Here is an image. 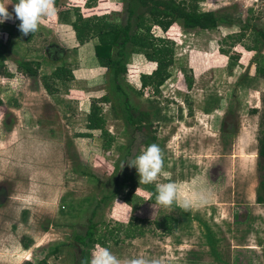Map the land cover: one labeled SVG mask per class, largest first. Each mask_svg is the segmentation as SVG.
<instances>
[{
	"label": "rangeland",
	"instance_id": "374dc122",
	"mask_svg": "<svg viewBox=\"0 0 264 264\" xmlns=\"http://www.w3.org/2000/svg\"><path fill=\"white\" fill-rule=\"evenodd\" d=\"M69 2L84 6L86 0H60L31 39L18 27L13 0L8 6L13 18L0 23L9 57L0 64V264L42 258L49 264H76L84 246L75 235L85 229L98 200L110 196L114 176L134 168L117 166L119 146L131 145L129 159L146 149L141 134L116 117L110 102L99 105L111 146L105 148L101 130L87 127L92 102L107 92V69L96 56L97 39L80 44L72 24L63 22V15L76 19L75 7L67 16ZM128 2L102 0L95 11L126 17ZM200 5L217 11L219 25L203 30L176 23L168 30L175 60L160 94L138 93L139 74L156 67L142 53L130 55L132 70L124 83L133 105L160 110L163 116L153 122L166 173L158 182H174L180 200L189 197L194 206L185 211L176 203L164 208L142 201L137 216L146 219L145 232L110 242V251L121 260L143 256L161 264H264V204L256 202L258 136L264 127V77L256 71V58L264 54V43L253 49V27L264 29V0H204ZM52 44L63 51L48 52ZM17 60L39 61L38 77L18 71ZM63 66L73 70L74 78L58 81L50 93L43 78ZM6 70L14 75L6 76ZM211 98H217L213 107ZM84 169L99 180L82 174ZM137 192L145 200L149 194L140 187ZM201 194L207 203L200 204ZM167 214L180 220L172 234L154 225ZM131 216L124 200L108 198L94 220L125 227ZM28 240L31 246L25 248Z\"/></svg>",
	"mask_w": 264,
	"mask_h": 264
},
{
	"label": "trees",
	"instance_id": "16d2710c",
	"mask_svg": "<svg viewBox=\"0 0 264 264\" xmlns=\"http://www.w3.org/2000/svg\"><path fill=\"white\" fill-rule=\"evenodd\" d=\"M15 3L18 0H13ZM60 0H55V6H60ZM102 0H86L85 5L74 6L70 2L66 8L67 13L74 8L75 20H68L63 15V22L71 23L78 43L84 44L91 39H97L95 45L96 56L102 65L106 68V88L107 92L96 98L92 104L87 116V127L91 130H101L107 137L105 148H109L112 143L106 129V119L102 112L100 102H110L116 117L125 120L127 125L134 127L142 136V142L147 147L152 143L157 144L156 131L153 127L154 119L163 118L160 110H143L137 105H133L128 90L124 85L125 80L131 73L128 64L129 57L132 53H142L146 58L156 64V67L150 72L139 74L141 88L138 90L140 95L146 93L147 89L152 91V96L160 94L162 85L171 77V67L175 60V41L167 36L168 30L176 23L181 24L186 29L200 28L203 30L216 29L219 25L220 15L216 10H203L200 3L204 0H129L126 7V17L120 15V12L106 10L105 13L99 14L95 10ZM65 4V3H64ZM82 10L91 11L85 14ZM95 11V12H94ZM255 34V46L253 49L260 47L264 43V29L253 27ZM161 30L162 33H158ZM246 32L237 34L239 41L244 37ZM28 39H31L32 33H29ZM8 43L0 39V64L4 66V61L8 60L7 55ZM228 53V51H225ZM257 73L264 77V54L256 58ZM41 63L35 60H17L18 71L26 76L36 78L40 73ZM6 76H13L12 72L5 71ZM74 78L73 70L67 67H59L50 75L44 76L45 88L54 93L57 88L58 81L66 84ZM54 85H52L51 83ZM192 80H189V86ZM131 87V86H130ZM217 98H211L210 106ZM2 100L0 99V104ZM210 106H206L205 110H210ZM253 113L258 109H253ZM263 126V125H262ZM259 140V171L260 183L258 186V194L256 202L264 204V127L260 130ZM110 138V139H109ZM122 151L120 163H127L131 155V145L119 146ZM138 153L132 157H136ZM119 166V167H120ZM82 174H89L91 177L99 180V177L92 172L84 169ZM143 188L149 194L146 200L137 190ZM156 185H140V176L137 169L123 170L115 175L112 182V192L110 196H103L98 200L96 207L92 210V214L87 219V224L83 231H79L75 235V242L83 245L82 254L76 264L90 260L91 250L96 245L109 248L110 242L119 244L126 237H135L143 234L146 219L137 216V208L142 201L156 204ZM108 198H121L132 207V216L127 225L116 223L109 227L100 225L94 220L95 213L99 209L102 202ZM158 205V204H156ZM179 218L167 214L162 220H154L156 228L162 229L167 234H172L179 227ZM25 248L31 246L30 240L24 243ZM57 249L53 253H56ZM25 264H49L46 258L38 260H27Z\"/></svg>",
	"mask_w": 264,
	"mask_h": 264
},
{
	"label": "clouds",
	"instance_id": "9594fccd",
	"mask_svg": "<svg viewBox=\"0 0 264 264\" xmlns=\"http://www.w3.org/2000/svg\"><path fill=\"white\" fill-rule=\"evenodd\" d=\"M12 0H0V23L13 18V13L9 11V4ZM15 19L21 21L19 29L23 35L35 33L43 25L44 19L55 14V0H18L14 5ZM130 167L134 166L140 176V185H156V204L171 208L176 203L183 210L191 209L193 200L185 197L180 200L179 190L174 182L159 183L164 172V153L158 144L152 143L142 150L135 158L127 161ZM125 162H122L121 169ZM200 204L207 203V198L203 194L199 196ZM82 264H161L160 260L147 259L143 256L121 260L114 255L109 248L97 246L91 255L90 260Z\"/></svg>",
	"mask_w": 264,
	"mask_h": 264
},
{
	"label": "flooded vegetation",
	"instance_id": "af4514ba",
	"mask_svg": "<svg viewBox=\"0 0 264 264\" xmlns=\"http://www.w3.org/2000/svg\"><path fill=\"white\" fill-rule=\"evenodd\" d=\"M47 49H48V52H51V53H57V52L63 51L61 47L55 44L48 46Z\"/></svg>",
	"mask_w": 264,
	"mask_h": 264
},
{
	"label": "crops",
	"instance_id": "0c3cea01",
	"mask_svg": "<svg viewBox=\"0 0 264 264\" xmlns=\"http://www.w3.org/2000/svg\"><path fill=\"white\" fill-rule=\"evenodd\" d=\"M14 2V1H13ZM32 38V37H31Z\"/></svg>",
	"mask_w": 264,
	"mask_h": 264
}]
</instances>
